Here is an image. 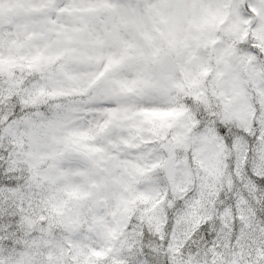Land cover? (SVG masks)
Segmentation results:
<instances>
[{"label":"snow or ice","instance_id":"1","mask_svg":"<svg viewBox=\"0 0 264 264\" xmlns=\"http://www.w3.org/2000/svg\"><path fill=\"white\" fill-rule=\"evenodd\" d=\"M0 264H264V0H0Z\"/></svg>","mask_w":264,"mask_h":264}]
</instances>
